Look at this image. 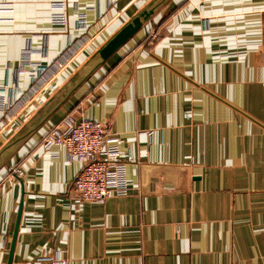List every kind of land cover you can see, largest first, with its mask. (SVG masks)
<instances>
[{"label":"crops","instance_id":"crops-1","mask_svg":"<svg viewBox=\"0 0 264 264\" xmlns=\"http://www.w3.org/2000/svg\"><path fill=\"white\" fill-rule=\"evenodd\" d=\"M150 1L0 0V150ZM69 114L118 137L126 194L82 200L43 147ZM62 263L264 264V0H169L3 158L0 264Z\"/></svg>","mask_w":264,"mask_h":264},{"label":"built area","instance_id":"built-area-1","mask_svg":"<svg viewBox=\"0 0 264 264\" xmlns=\"http://www.w3.org/2000/svg\"><path fill=\"white\" fill-rule=\"evenodd\" d=\"M55 22L64 23V16L58 14ZM47 70V65L37 63L33 80L39 82ZM118 141V137L110 134L103 122L89 118L76 120L67 115L47 132L43 147L47 150L53 146L64 147L70 160L81 162L74 180L76 192L84 201L103 202L112 195H124L128 191L127 182L119 173ZM18 172L20 169L16 168L12 170V175Z\"/></svg>","mask_w":264,"mask_h":264},{"label":"water","instance_id":"water-1","mask_svg":"<svg viewBox=\"0 0 264 264\" xmlns=\"http://www.w3.org/2000/svg\"><path fill=\"white\" fill-rule=\"evenodd\" d=\"M168 1L169 0H151L119 27L69 79L60 91L46 103L44 108L0 150V162L6 155L15 150L22 141L36 131L78 86L88 79L96 69L103 65L126 42L137 34Z\"/></svg>","mask_w":264,"mask_h":264},{"label":"rangeland","instance_id":"rangeland-1","mask_svg":"<svg viewBox=\"0 0 264 264\" xmlns=\"http://www.w3.org/2000/svg\"><path fill=\"white\" fill-rule=\"evenodd\" d=\"M69 115H70V114H69ZM64 118H65V117H64ZM64 118H63V119H64ZM57 125H58V124H57ZM55 126H56V125H55ZM52 128H53V127H52ZM52 128H51V129H52ZM51 129H50V130H51ZM50 130H49V131H50ZM46 134H47V133H46ZM44 137H45V136H44ZM44 137H43L42 142H41L42 145H43V143H44Z\"/></svg>","mask_w":264,"mask_h":264}]
</instances>
